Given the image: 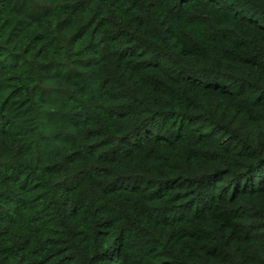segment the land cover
<instances>
[{
    "label": "trees",
    "instance_id": "trees-1",
    "mask_svg": "<svg viewBox=\"0 0 264 264\" xmlns=\"http://www.w3.org/2000/svg\"><path fill=\"white\" fill-rule=\"evenodd\" d=\"M0 264H264V0H0Z\"/></svg>",
    "mask_w": 264,
    "mask_h": 264
}]
</instances>
